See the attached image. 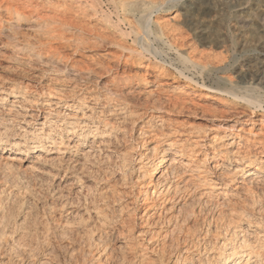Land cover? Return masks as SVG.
<instances>
[{
	"label": "rangeland",
	"instance_id": "1",
	"mask_svg": "<svg viewBox=\"0 0 264 264\" xmlns=\"http://www.w3.org/2000/svg\"><path fill=\"white\" fill-rule=\"evenodd\" d=\"M36 1H40L44 12L54 5V8L57 7L56 9L61 11L65 9L68 13L77 14V20L83 21L88 24V27L93 28L91 34L103 35L104 39L88 46L83 51L84 55L80 53L75 55L77 59L90 60V66L94 65V69L98 73H94L93 69L89 67L83 68V73H80L78 69H81L82 66L72 67L73 61H69V68H65L61 55L45 52L35 54V50H29V40L33 39V34L35 35L34 28L24 26L25 29L22 28L17 31L16 38L9 37L7 35L9 31L4 29L1 39H4L5 45L1 46L0 43V75L2 76H0V80L2 79L0 82H3L6 88L11 86L12 78H24L25 80L31 79V82L39 89H41L40 87L52 85L56 92L60 90L72 91L74 89L73 92H77L82 96L99 94L100 103L97 104L93 100L89 101L90 104L96 105L99 111L104 109L101 106L104 105V102H106L104 100L107 98L105 110L116 108L118 103H127L126 98L131 97V94L127 91L131 88L141 87L147 90L154 88V82L144 83L137 80L140 72L146 69L147 63L152 64L154 69L160 66L163 67L166 72L159 79L170 82L173 81L174 77H177L178 81L183 83L185 80L180 76L183 73L196 81L206 82L211 86H217L219 77L225 75L232 76L235 81H240L243 84L254 82V85H256L260 82V77L264 75V0H209L206 5L202 6L201 10L196 9L199 8L201 0H155L158 5L165 4H162L161 10L155 8L149 10L148 14L152 13V24L149 27L145 24L146 17H143L141 11L123 6L120 0H50L53 3L49 0ZM47 1L51 3L48 9V3H45ZM55 1H58V4ZM64 1L70 7L65 4L64 7L61 6ZM70 1L71 3H69ZM147 1L155 2L154 0ZM80 4H82L81 7L87 6L88 9L85 8L86 11L82 10L79 7ZM109 25H111L110 28ZM100 26L104 30H101ZM65 51H68V48L62 52ZM25 53H32V58L29 59L31 61L28 64L22 62V60H25V57H23ZM90 54L93 56L91 57ZM214 56H218L216 57L218 59ZM184 57L186 60H184ZM201 58L205 59L202 60ZM202 61L207 66L206 68L212 69L210 72L202 67L204 65ZM191 62L203 65L195 67ZM109 63L110 66L114 65V67H110ZM120 68L129 71L125 74L126 76L123 75L124 80L110 82L116 70L119 71ZM25 69L29 71L27 72ZM153 71L155 70L150 69L151 75L155 74ZM29 76L31 77L29 78ZM220 85L223 86V84ZM56 86L57 88H55ZM164 87H168L164 89L165 92H171L168 85ZM108 88L119 92V94H112L110 90H107ZM58 89L60 90L58 91ZM99 92H101L102 97ZM34 94L38 97L37 93ZM30 95L28 98L33 96V94ZM47 97L39 100L33 108H31L30 103L27 106L34 112L43 113L41 110L44 108L42 100L49 101ZM136 99V102L130 103V107L142 112L146 93L141 92L139 94L137 92ZM231 103L233 104V101ZM52 105L55 104L52 103ZM16 108V113L20 115V108L18 106ZM153 112V114L161 115L166 120V117L171 116L166 123H183V125H180L188 128L204 125L222 129L221 125L225 126V119H227L222 118V116H219L221 114L213 111L202 114L201 108L193 111V114H187L186 111L177 115L176 111L170 109ZM136 117L137 115L134 118ZM144 117L142 118L147 121L148 118ZM158 118L153 121L157 122ZM16 120L12 124L14 126L13 132L16 131L15 135L17 134L18 137L24 135L23 132L25 131L23 130L26 128L33 129L36 126L40 129L43 125V117L35 119V122H30V124H26L21 115ZM131 123L128 122L127 127H130ZM151 123L149 125L154 124ZM139 124L141 125L142 122H139ZM139 124L133 132L130 130H121V132L115 130L112 134L113 136L118 135L120 138L125 134L122 138L124 141L120 140L122 144H117L114 147L117 150L127 147V150L133 155L132 162L128 161L124 162L123 165H119L120 168L125 165L124 170L118 169L115 157L110 160L105 157V154L103 156L102 154L94 155L89 159L90 162L89 160L88 163L86 162V165L85 163L81 164L82 168H79L80 164H78L75 166L78 169L70 170L71 173H68V177H72L73 173V176H76L75 180L64 177V164L56 159L48 158L47 160V158H44L37 161L39 152L24 154L21 151H16L13 147L11 150L8 144H4L6 149L4 150L10 156L0 158V264H43L41 261L44 260L47 261L46 264H200L202 260L205 263V260L216 254L219 242H223L225 238L232 235L231 232L235 230V227L247 228L250 221L247 219L249 218L244 216L239 219L231 211L234 207L237 208L236 211L241 212L242 207H245V205L250 213L252 212L251 219L259 222V225L257 227V223L253 222L250 228L243 233L251 234V239H257L260 244L256 246V249L262 247L260 250L264 251V190L261 189V187L264 188V180L260 185L256 182L250 183V186L252 185L251 191H248V187H250L248 185V192L245 189L239 192L235 187H241L248 180L245 177L236 175V181L232 183L233 186L229 185L228 189H224V191H227L225 194L217 195V189L207 192L211 190V186L207 182H203L204 186L198 188V190L188 189V191H185L184 196L180 197L181 200L178 199V196L177 199L174 197V200L171 198L161 204V194L159 196L151 195L148 197L149 199L144 201L143 190L146 187L147 177L141 178V176L145 172L142 165L146 158L143 157L142 160H139V158L140 155L147 152L146 150L151 142H146L143 148L137 146V142L143 138L139 131ZM260 126L259 123L252 131L259 132ZM146 127L148 126H144V129ZM214 131L216 129L210 130V133H214ZM245 133L247 132L243 134ZM15 135L11 134L9 139L12 141L17 139L18 137ZM91 136H88V144H91L93 140V136ZM260 136L264 139V135H258L257 137ZM26 138L33 141L31 135L26 136ZM250 142V146L255 148L254 138ZM242 143L245 142L242 141ZM2 145L0 147H3ZM200 157H203V154L198 156V158ZM21 158L23 162H20ZM229 158L230 162L228 163H223L221 160L218 162L211 160L217 172H213L208 177L217 178L218 173L226 171L225 166L234 168L237 162L232 156H229ZM92 159L94 163L91 162ZM104 159H106L105 162ZM221 162L223 164H220ZM228 164L229 166H227ZM68 182L70 185L73 183V185L70 186ZM65 183H68V186ZM253 187H258L259 190ZM69 192L70 194L67 195ZM59 193H62V195ZM170 193V195L174 194V192ZM166 194L164 193L163 196L170 197L169 194ZM151 201L156 206H152L153 202ZM149 206L152 208H149ZM95 208L97 214L94 212L96 211ZM98 208L102 212L99 213ZM89 213L90 216H88ZM98 213H106L107 216L106 218L104 215V217L102 215L99 217ZM186 215L189 216L186 217ZM131 225L136 227L133 233L129 234L130 232L127 233V230ZM117 229L124 231V235L117 234ZM141 231H143V234L137 236ZM1 233L4 234V239L1 237ZM152 234L155 235L152 236ZM151 237L153 238L150 242H146ZM137 243H139L138 246ZM144 244H146V247H143V250L142 246ZM173 251H175V254L168 259V254L170 255ZM31 252L37 254L33 255L34 257L30 256ZM262 256V261H264V254Z\"/></svg>",
	"mask_w": 264,
	"mask_h": 264
},
{
	"label": "bare ground",
	"instance_id": "2",
	"mask_svg": "<svg viewBox=\"0 0 264 264\" xmlns=\"http://www.w3.org/2000/svg\"><path fill=\"white\" fill-rule=\"evenodd\" d=\"M52 1H50V2L53 3ZM120 1H121L123 6H129V7L134 8L137 11H141L143 13V17H146V23L145 24L148 27L152 24V17H151L152 13L148 14L149 10H151V8H155L156 10H161V8L163 7L162 4H165V3H162V4L158 5L155 0H154L155 2H152V3L147 1V0H120ZM50 2L49 3H48V1L45 2L46 4L48 3L47 9H48L49 4L51 5ZM208 2H209V0H201L199 3V5H200L199 8H196V9L201 10L202 6L206 5ZM56 3L58 4V1ZM66 3H68V2H66ZM69 3H71V1ZM46 4H45V6H46ZM64 4H65V1H64V3L61 4V6L63 5V7H64ZM74 4H76V3H74ZM41 5L42 4L40 3V1L37 2L36 0H0V41H1L0 43H1V46L5 45L4 39L3 40L1 39L4 29L9 31V34H7L8 32L6 33L9 37L16 38L17 31L21 30L24 26L27 28H31V29L34 28L35 29V35L33 34V39L29 40V43H28L29 50H35L34 51L35 54H41L42 52H45V53H52V54L61 55L62 59L64 60L63 64H64L65 68H67L68 65L70 64L69 61H73L72 67H76L77 65L82 66L81 69L80 68L78 69L80 73H83V68H86V67L93 69L94 73L95 72L98 73L97 70L94 69V65L90 66L91 65L90 60L77 59L75 57V55L79 54V53L84 55L83 51L88 46L94 44L95 42H100V40L104 39L103 35H99L98 33L95 35H94V33L91 34L90 32L92 31L93 28L90 26L88 27V24H85L83 21L77 20V18H78L77 14L68 13V12H66L65 9H64V11H61L59 9H56L57 7L54 8V5H53V7L49 6L50 9L44 12L41 8ZM65 5H67V4H65ZM67 6H69V5H67ZM81 6H82V4H80L79 7H81ZM76 7H78V6H76ZM78 8H76V9H78ZM85 8H87V6L81 7L82 10L86 11ZM74 10H75V8H74ZM195 13H196V10H195ZM91 14H93V13H91ZM89 17H90V15H89ZM158 21H160V20H158ZM33 22H34V24H32ZM90 25H92V24H90ZM110 27H111V25H109V28ZM105 28H106V26H105ZM23 29H25V28H23ZM100 29H101V26H100ZM102 29L104 30V28H102ZM6 34H4V35L6 36ZM113 39H115V38H113ZM108 40H110V39H108ZM100 44H102V43H100ZM16 46L18 47L19 45L17 44ZM67 48H68V51L62 52L63 50H65ZM203 53H205V52H203ZM92 56L93 55H91V57ZM203 56H204V54H203ZM205 56H207V55H205ZM23 57H25V60H22V62L28 64L31 61V60L29 61V59L32 58V53H29V54L25 53V56H23ZM216 57H218V56H216ZM210 58H211V55H210ZM201 59L204 60L203 58H201ZM216 59H218V58H216ZM184 60H186L185 57H184ZM22 62H20V63H22ZM45 63H46V61H45ZM191 63L195 67L201 66L204 64L203 61H202L203 64L197 63V62H191ZM101 64H102V62H101ZM103 65H106V64H103ZM214 65H216V64H214ZM109 66H110V63H109ZM110 67H114V65L113 66L111 65ZM202 67L206 70L208 69L209 72L212 70L210 68H206L207 66L205 64ZM156 68L157 69H154L152 64L147 63L146 69L143 72H140V75H138V78H137L138 81H142L144 83L154 82V88L148 89V90L141 88L140 86H139L140 88H137V87L131 88V89H129V91H127L131 94L130 98H126V101H128L127 103L126 102L125 103H118L116 105L117 106L116 108L105 110V107L107 106V99H108L107 98L106 100H104V101H106V102H104V105L101 106L104 109H100L99 111L97 110L98 108L96 107V105L90 104L91 100H93L97 104L100 103V97L98 96L99 94L98 95L92 94L91 96H82V95L78 94L77 92H73L74 89H72V91H66V90L58 89V91L59 90L60 91L56 92L52 88V85L47 86V87L46 86L40 87L41 89H39V88H37V86L35 84H33L31 82L32 81L31 79L25 80L24 78H12L11 84H10L11 86H9V88H6L4 83L0 82V146L3 144L2 145L3 147H0V158H8L10 156V155H8L7 151H5L6 149L4 148L5 147L4 144H8L9 147H11V150L14 148L16 151H21L24 154H30V153H36V152L38 153L39 152L37 161H39V160L41 161V159H44V158H47V160H48V158L56 159L60 163L64 164L63 166L65 168H63V169L65 170V173H64L65 176L64 175L63 176L66 178L74 179V180H75L76 176H73V173H72V177L71 176L68 177V173L69 174L71 173L70 170L71 169L76 170V168L78 169V167L75 168V166H77L78 164H80L79 168H82L81 164L85 163V165H86V162L91 157H93L94 155L102 154V156H103V154H105V157H107L110 160L115 157V161H117L116 165H118V169H119L120 168L119 165H123L124 162H128V161L132 162L133 155L129 152V150H127V147L125 149H120V150H117L116 147H114V146H117V144H122V143H120V140L124 141V139H122V138H124L125 134H123V136L120 138L117 134H116L117 136H113L112 135L113 131L119 130L121 132V130H123V131L130 130L133 132V131H135V128L138 126L139 122L140 123L142 122L141 125L139 124L140 125L139 131L143 135V138H142V140L137 142V146L139 148L140 147L143 148V146L146 144V142H151L148 149L146 150L147 152L140 155V158H139V160L140 159L142 160L143 157L146 158V161H144V164L142 165V167L145 168V172L141 176V178L147 177V179H146L147 182L145 183L146 187L144 188V186L142 185L144 188V190H143L144 201H145V199H149L148 197L151 195L159 196L161 194H162L161 195L162 197L160 199V200H162L161 204L165 201H169L171 198L173 199L174 197H176V199H177L179 196L178 199H180V197L184 196L185 191H188V189L195 191L196 189L198 190V188L203 187L204 186L203 182H207V184H210V186H211L210 187L211 190H208L207 192H211L212 190L217 189L218 190V192L216 193L217 195L218 194H225V192H227V191H224V189H228V186L232 185V183H234L236 181L235 177H237L238 175L241 177H245L246 180H248V181H245V183H243V185L241 187H239V186L235 187L234 186L235 189H237L239 192L241 190H244V189H245V191H247V186L248 185L250 186V183L256 182L259 185L261 183H263V180H264V139L262 136H260V137H257V136L258 135H264V86H263L264 75H262L260 77V79L258 78L260 80V82L257 83L256 85H254V82L243 84L240 81H235L233 79L234 77L232 78V76L230 77L229 75H225V76L219 77V82H217V84H218L217 86H211V85L206 84V82L201 83L199 81H196L193 78H191L190 76L185 75L183 73H181V75H180L185 80L183 83L179 82L178 81L179 79L177 77H174L172 79L173 80L172 82L161 81V79H159V78L161 77L162 74H165L166 70L161 66L156 67ZM150 69L155 70V71H153V72H155L154 75H151ZM239 70H241V69H239ZM128 72L126 71L125 68H120L119 71L116 70V72L114 73L112 80L110 82H113V81L117 82L120 80H124L125 77L123 75H125ZM29 73H31V72H29ZM30 77L31 76H29V78ZM42 78H43V76H42ZM92 80H93V78H92ZM132 80H134V79H132ZM130 81H131V79H130ZM220 84H223V86H221ZM167 85L169 86V90L171 92H165L164 89L168 88V87H164V86H167ZM34 87H36V89H34ZM55 88H57V86ZM58 88H59V86H58ZM107 90L108 91L110 90V92L112 94H115V95L119 94V92H117L115 90H111L109 88ZM137 92L139 94L141 92L146 93V100H144V102H143L144 105H143L142 112H138L135 109H133L132 107H130L131 102L137 101V99H136V93ZM34 93H37L38 97H36V95ZM99 93L101 95V92H99ZM30 94H33V96L28 98L29 96H31ZM120 95H121V92H120ZM46 96H48L47 100H49V101L46 102L45 100H42L44 108H42L41 110L43 113L34 112L32 109H29V107L27 106V104L30 103L31 108H33V106L37 105L39 100H41L42 98H46ZM101 97H102V95H101ZM230 101L231 102L233 101V104ZM44 102H46V103H44ZM52 103L55 105H52ZM139 103H141V102H139ZM17 106H18V108L21 109V110L19 109V111L21 112L20 115L23 117V121L26 124L27 123L30 124V122L34 123L35 119H39L40 117H43V120H42L43 125L40 127V129H38V128H36V126H34L33 129H27L26 128L25 130H23L25 132H23L24 135H21L22 137H18L17 134L15 135L16 131H15V133L13 132L14 126L12 123L13 122L15 123L17 121L16 119L18 117H20V115H18V113H16V111H17L16 107ZM198 108L202 109V111H203L202 114H204L206 112L210 113V111L217 112V113L221 114L219 116H222V118L223 117L227 118V119H225V123H224L225 126H223V124H222L221 125V128L223 127L222 129H219V127L218 128H212L210 126H204V125L192 126V127L188 128L187 126L184 127V126L180 125V124L183 125V123H176V122H175L176 124H174V123L171 124L169 122L166 123L168 118H170L171 116L166 117L167 118V120H166L161 115L153 114L154 113L153 111L156 112L158 110H166V109L173 110L174 112L176 111L177 115H178V113L183 114L186 111L188 112L187 114H193L194 113L193 111H197ZM23 111H24V113H22ZM135 115H137L136 118H134ZM228 115H229V117H228ZM108 116H110V117H108ZM143 116H145L144 118H148L147 121L142 118ZM157 117H159L158 118L159 120L157 122H154ZM128 122H132L130 124V127H127ZM149 123H151V124L154 123V124L149 125ZM259 123L261 124L259 132H253L252 129L256 125H258ZM144 126H148V127H146V129H144ZM21 128H23V127H21ZM214 129H216V131H214V133L213 132L210 133V130H214ZM244 132H247V133L243 134ZM25 133L26 134L28 133V134L26 135ZM11 134L15 135L18 138L17 139L13 138L14 139L13 141L10 140L9 136ZM28 135H31V137L33 136V141H30V140H28V138H26V136H28ZM89 135L93 136V140H92L91 144L87 143ZM126 135H127V132H126ZM129 136H130V134H129ZM144 136H146V138H144ZM208 137H209V140H208ZM251 137L254 138V142H255L254 144L256 146L255 148L250 146V143H251L250 140H252ZM138 138H139V136H138ZM242 141L245 143H242ZM221 142H225V143H221ZM72 152H74V153H72ZM106 152H108V153H106ZM202 154H203V157L198 158V156L202 155ZM250 154H251V157H250ZM229 156H232L233 158H235V161L237 162L236 165L234 166V168L231 166H230L231 168H227L225 166L226 171H222V172L218 173L217 178H209L208 176L212 175L213 172L214 173L217 172L215 170L212 162L213 161L218 162L219 160H221V161H223V163L224 162L228 163V162H230ZM21 160H20V162H23L22 158H21ZM105 160L106 159H104L103 161L105 162ZM211 160H213V161H211ZM93 161L94 160L92 159L91 162L94 163ZM103 161H101V162H103ZM89 162H90V160H89ZM223 163L221 162L220 164H223ZM233 164H235V163H233ZM85 165H84V168L86 167ZM31 166H32V164H31ZM227 166H229V164ZM123 167H125V165ZM123 167L120 169L122 170ZM127 169H128V167H127ZM45 172H47V171H45ZM73 183H71V185H73ZM78 184H79V182H78ZM69 185H70V183H69ZM243 186H245V187H243ZM251 186L248 187V191H251L250 190ZM253 188L258 189V187L257 188L253 187ZM59 189H60V187H59ZM261 189L264 190V188H262V187H261ZM80 190H81V188H80ZM70 192L67 195H69ZM89 192H90V190H89ZM117 192H119V191H117ZM170 192H174V194L170 195L171 194ZM62 193L61 194L59 193V194L62 195ZM164 193L169 194L170 197L163 196ZM203 194H204V192H203ZM63 195H65V194H63ZM99 196H101V195L99 194ZM248 199L250 200L251 198H248ZM254 199H253V203H254ZM153 201H151V202H153ZM176 202H178V201H176ZM238 203H239V201H238ZM152 206H156V204H154V202H153ZM250 206H252V205H250ZM173 207H174V204H173ZM245 207H246V205H245ZM245 207H242L243 209L241 212L236 211L237 208H234V207H232L231 211L234 214H236L234 216L239 218V219L243 218L244 216L249 218V219H247L248 221L250 220L248 225H247V228L246 229L242 228V226L235 227V230H232V232H231L232 235L229 238H225V240L223 242H219V245H218L219 248L217 249L216 254L209 257L210 259L205 260L206 264H264V261H262L263 260L262 255L264 254V251L262 252V249L260 250V248H262V247L256 249V246L260 244L259 241L257 239H251V234L249 235V234L243 233L245 230H248L250 228L251 223H253V222L257 223L256 224L257 227L259 225V222H255L251 219L250 216H251L252 212L250 213L248 208L246 207V209H245ZM149 208H152V207L149 206ZM99 209L100 208H98V210ZM95 210H96V208H95ZM94 212L96 213L97 210ZM98 212L100 213L102 211L99 210ZM99 215H100L99 217H101V215L102 216L104 215L105 218L107 216L106 213L99 214ZM174 215H175V213H174ZM176 215H178V214H176ZM6 216H4V217H6ZM88 216H90V213ZM188 216L186 215V217H188ZM187 219H184V220H187ZM103 221H104V219H103ZM7 222H9V221H7ZM6 223H5V225H7ZM1 224H2V222H1ZM81 226H82V224H81ZM126 226H128V225H126ZM135 227H134V225L133 226L131 225L130 228H128L129 230H127V233L128 232H130L129 234L133 233ZM63 230H64V228H63ZM144 231H146V230H144ZM69 233L71 234L70 230H69ZM123 233H124V231H122V230L120 231L117 229V234H123ZM171 233H173V232H171ZM4 234H5V231H4ZM4 234H2V236H1L2 238L4 237ZM141 234H143V231H141L139 233V235H137V236H140ZM153 235H155V234H152V236ZM62 237H64V236L62 235ZM184 237H186V236H184ZM152 238L153 237H151L146 242H150V240ZM154 238H155V236H154ZM185 239H184V241H186ZM143 240H145V239L143 238ZM45 242H46V240H45ZM198 242H200V241L198 240ZM142 243H143V241H142ZM138 245H139V243H137V246ZM140 246H141V243H140ZM143 247H146V244H144V246H142V249H143ZM119 249H121V248H119ZM175 251H176V249H175ZM175 251L171 252L170 255L168 254V256H169L168 259H170V257L175 254ZM34 252H36V251L34 250ZM36 254L31 252L30 256H33V255L35 256ZM35 259H36V257H35ZM105 259H106V257H105ZM46 262H47L46 260H44L43 262L41 261V263H43V264H46ZM205 263H204V260H202V262H200V264H205Z\"/></svg>",
	"mask_w": 264,
	"mask_h": 264
}]
</instances>
